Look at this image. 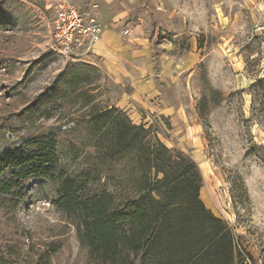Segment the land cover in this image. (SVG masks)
Segmentation results:
<instances>
[{
	"label": "rangeland",
	"instance_id": "rangeland-1",
	"mask_svg": "<svg viewBox=\"0 0 264 264\" xmlns=\"http://www.w3.org/2000/svg\"><path fill=\"white\" fill-rule=\"evenodd\" d=\"M66 1L99 24L93 1L83 7ZM49 4L0 0V149L49 131L60 135L93 110L119 108L143 126L144 141L161 142L195 163L199 197L226 222L241 264H264L263 6L137 0L128 18L139 12L149 19L151 70L142 74L125 65L123 73L111 74L92 53L95 42L73 43L67 54L55 46ZM64 70L68 78L78 70L82 79H59ZM127 178L108 188L123 194ZM25 188L15 213L0 207V244L10 237L23 241L33 257L44 242L60 239L52 264H81L83 251L53 206V193L37 195L34 180Z\"/></svg>",
	"mask_w": 264,
	"mask_h": 264
},
{
	"label": "trees",
	"instance_id": "trees-1",
	"mask_svg": "<svg viewBox=\"0 0 264 264\" xmlns=\"http://www.w3.org/2000/svg\"><path fill=\"white\" fill-rule=\"evenodd\" d=\"M66 73L59 79L69 83L83 75ZM145 134L119 108H104L61 136L49 131L0 149V207L15 213L28 180L37 195L52 192L53 206L75 231L81 264H241L226 222L199 197L195 163L161 142L144 141ZM125 173L126 192L118 195L108 187ZM61 248L52 239L28 257L32 250L10 237L0 244V264H52Z\"/></svg>",
	"mask_w": 264,
	"mask_h": 264
},
{
	"label": "crops",
	"instance_id": "crops-1",
	"mask_svg": "<svg viewBox=\"0 0 264 264\" xmlns=\"http://www.w3.org/2000/svg\"><path fill=\"white\" fill-rule=\"evenodd\" d=\"M51 7L50 0H45ZM78 7L93 1L98 8L101 26L100 39L90 47L92 53L103 62L111 74L123 73V67L134 66L142 74L151 69L148 54L147 19L137 12V17L128 18L137 0H69ZM247 6H263L264 0H243ZM137 63V64H136ZM136 64V65H135ZM137 89L139 87L137 86Z\"/></svg>",
	"mask_w": 264,
	"mask_h": 264
},
{
	"label": "built area",
	"instance_id": "built-area-1",
	"mask_svg": "<svg viewBox=\"0 0 264 264\" xmlns=\"http://www.w3.org/2000/svg\"><path fill=\"white\" fill-rule=\"evenodd\" d=\"M52 36L55 46L63 53L70 52L73 43L97 42L101 28L94 15L86 13L66 0H52Z\"/></svg>",
	"mask_w": 264,
	"mask_h": 264
}]
</instances>
